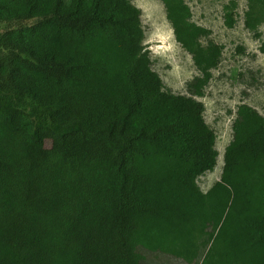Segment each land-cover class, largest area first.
<instances>
[{"label": "trees", "instance_id": "1", "mask_svg": "<svg viewBox=\"0 0 264 264\" xmlns=\"http://www.w3.org/2000/svg\"><path fill=\"white\" fill-rule=\"evenodd\" d=\"M161 1L199 72L186 94L131 0H0V264H264V116L237 107L203 192L219 152L199 99L223 47Z\"/></svg>", "mask_w": 264, "mask_h": 264}, {"label": "rangeland", "instance_id": "2", "mask_svg": "<svg viewBox=\"0 0 264 264\" xmlns=\"http://www.w3.org/2000/svg\"><path fill=\"white\" fill-rule=\"evenodd\" d=\"M232 1L237 7L231 11L235 24L229 27L225 23V7ZM131 2L141 10L145 33L143 46L150 52L154 70L167 90L186 94L187 83L199 72L192 56L176 42L162 1ZM185 2L191 10L188 21L210 30L208 40L223 47L221 63L213 71L205 96L199 99L205 106L206 124L216 133V149L219 152L216 169L197 180V186L207 192L220 179L224 152L233 137L232 125L237 107L247 104L264 116V54L259 51L264 41V15L258 7H252L249 0ZM247 21H250V26Z\"/></svg>", "mask_w": 264, "mask_h": 264}, {"label": "bare ground", "instance_id": "3", "mask_svg": "<svg viewBox=\"0 0 264 264\" xmlns=\"http://www.w3.org/2000/svg\"><path fill=\"white\" fill-rule=\"evenodd\" d=\"M222 159V158H221ZM218 160H219V158H218ZM222 164V163H221ZM217 167V166H216ZM216 169V168H215Z\"/></svg>", "mask_w": 264, "mask_h": 264}]
</instances>
